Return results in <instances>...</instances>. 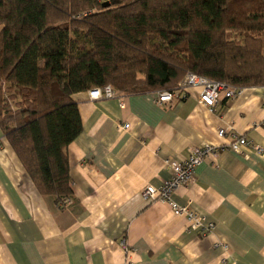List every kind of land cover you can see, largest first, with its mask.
Returning a JSON list of instances; mask_svg holds the SVG:
<instances>
[{"label": "crops", "instance_id": "0c3cea01", "mask_svg": "<svg viewBox=\"0 0 264 264\" xmlns=\"http://www.w3.org/2000/svg\"><path fill=\"white\" fill-rule=\"evenodd\" d=\"M188 92L160 105L155 91L120 102L73 94L82 131L67 146L63 206L37 191L0 129V264H264V82L220 96L213 109L198 88ZM239 136L249 144L228 149ZM202 143L220 150L172 199L214 223L204 236L168 203L142 196L170 177L166 161Z\"/></svg>", "mask_w": 264, "mask_h": 264}, {"label": "trees", "instance_id": "16d2710c", "mask_svg": "<svg viewBox=\"0 0 264 264\" xmlns=\"http://www.w3.org/2000/svg\"><path fill=\"white\" fill-rule=\"evenodd\" d=\"M0 0V129L43 196L71 195L72 95L264 82V0Z\"/></svg>", "mask_w": 264, "mask_h": 264}, {"label": "built area", "instance_id": "2783aa9c", "mask_svg": "<svg viewBox=\"0 0 264 264\" xmlns=\"http://www.w3.org/2000/svg\"><path fill=\"white\" fill-rule=\"evenodd\" d=\"M103 2L104 0H97ZM198 88V100L205 106L213 109L214 105L218 102L220 96L226 99H231L241 92L242 87L228 84L226 82L210 79L192 72H187L183 78L178 81L174 88L162 89L155 91L154 102L156 104H163L172 100H183L189 94L190 88ZM88 96L90 99H112L116 98L121 100L119 95L110 85H104L100 87H94L88 90ZM122 104V103H121ZM264 107V99H263ZM123 129L129 127L128 123L120 126ZM224 129L217 131L220 137L225 135ZM249 144V141L244 136H239L235 140L231 141L227 148L240 152L242 146ZM220 150V147L211 143H202L201 145L190 147L187 155L178 161L170 162L166 161L167 165L171 168V175L161 185L153 186L146 185L142 190V196L144 199L149 200H161L168 203L171 211L178 216H183L188 221L189 230L197 231L201 236L207 235L214 229V223L206 219L205 216L196 214L189 209L187 205H179L173 199V192L180 186L185 185L191 181L194 177V170L204 159L209 156L215 155ZM258 153L262 152V148L255 147ZM68 202V197L58 202L59 206H63ZM123 243V240H122ZM227 248V246H223ZM127 264H134V262H128Z\"/></svg>", "mask_w": 264, "mask_h": 264}, {"label": "water", "instance_id": "95a60500", "mask_svg": "<svg viewBox=\"0 0 264 264\" xmlns=\"http://www.w3.org/2000/svg\"><path fill=\"white\" fill-rule=\"evenodd\" d=\"M109 6V1L108 0H104L102 3H101V7L105 8V7H108Z\"/></svg>", "mask_w": 264, "mask_h": 264}]
</instances>
